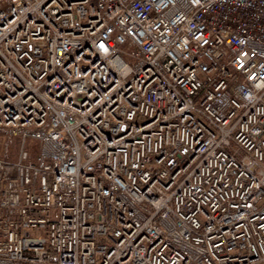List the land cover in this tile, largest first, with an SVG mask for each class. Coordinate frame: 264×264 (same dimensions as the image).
I'll list each match as a JSON object with an SVG mask.
<instances>
[{"label":"built area","instance_id":"1","mask_svg":"<svg viewBox=\"0 0 264 264\" xmlns=\"http://www.w3.org/2000/svg\"><path fill=\"white\" fill-rule=\"evenodd\" d=\"M0 134V264L264 261V0H0Z\"/></svg>","mask_w":264,"mask_h":264},{"label":"rangeland","instance_id":"2","mask_svg":"<svg viewBox=\"0 0 264 264\" xmlns=\"http://www.w3.org/2000/svg\"><path fill=\"white\" fill-rule=\"evenodd\" d=\"M6 139L0 134V157H2L5 153L9 156L13 157L17 150V139H11L10 144L6 146ZM31 146H36L37 143L33 141H29L28 143ZM256 264H264V261L257 262Z\"/></svg>","mask_w":264,"mask_h":264}]
</instances>
